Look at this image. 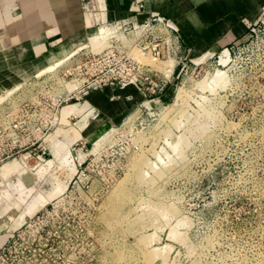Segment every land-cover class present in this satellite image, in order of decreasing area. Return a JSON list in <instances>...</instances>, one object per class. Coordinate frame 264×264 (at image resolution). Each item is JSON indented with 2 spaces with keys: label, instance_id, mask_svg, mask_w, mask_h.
<instances>
[{
  "label": "rangeland",
  "instance_id": "374dc122",
  "mask_svg": "<svg viewBox=\"0 0 264 264\" xmlns=\"http://www.w3.org/2000/svg\"><path fill=\"white\" fill-rule=\"evenodd\" d=\"M254 9L243 43L184 67L135 51L167 77L162 95L115 120H63L43 161L0 166L1 204L19 180L31 191L11 216L0 210V264H264V0ZM100 28L54 72L78 77L84 54L107 45L95 38L115 33Z\"/></svg>",
  "mask_w": 264,
  "mask_h": 264
},
{
  "label": "crops",
  "instance_id": "0c3cea01",
  "mask_svg": "<svg viewBox=\"0 0 264 264\" xmlns=\"http://www.w3.org/2000/svg\"><path fill=\"white\" fill-rule=\"evenodd\" d=\"M255 7L256 0H0V102L5 90L32 81L85 47L99 27L109 31L114 29L110 26L144 23L163 15L180 36L181 57L192 61L243 43ZM140 97L132 86L91 92L82 102L66 106L62 121L115 120L134 109ZM73 105L80 106L78 116L65 114ZM64 135L58 136L57 148L66 144ZM20 167L12 162L4 175L10 178ZM15 188L3 191L0 210L5 208L6 216L26 203L31 192L20 180ZM35 204L32 201L30 207ZM8 238L5 235L2 247Z\"/></svg>",
  "mask_w": 264,
  "mask_h": 264
},
{
  "label": "built area",
  "instance_id": "2783aa9c",
  "mask_svg": "<svg viewBox=\"0 0 264 264\" xmlns=\"http://www.w3.org/2000/svg\"><path fill=\"white\" fill-rule=\"evenodd\" d=\"M111 27L115 33L108 39L106 47L84 54L78 77L71 78L72 73H55L56 65L32 81L4 91L0 102V166L22 156L34 155L43 161L47 139L63 126L64 108L73 100L82 102L91 92L105 91L117 85L132 86L145 98L162 95L168 86L167 77L141 62L135 51L155 60H173L182 67L186 65L187 60L181 57L180 36L165 16L156 15L144 23ZM46 74H49L46 83L40 85V79ZM26 90L32 95L29 101L12 100ZM38 148L39 154H35Z\"/></svg>",
  "mask_w": 264,
  "mask_h": 264
},
{
  "label": "bare ground",
  "instance_id": "6f19581e",
  "mask_svg": "<svg viewBox=\"0 0 264 264\" xmlns=\"http://www.w3.org/2000/svg\"><path fill=\"white\" fill-rule=\"evenodd\" d=\"M95 40H97V41H106V40H108V37L107 36H103V37H97V38H95ZM139 56V54H136V57H138ZM140 59V58H139ZM141 60V59H140ZM170 64H171V62H170ZM172 65V64H171ZM165 66V65H164ZM162 70H163V68H162ZM69 112V111H68ZM68 112H66V114L68 113ZM68 115V114H67ZM62 133H63V131H62ZM59 135H62V134H60L59 133ZM21 172L22 171H19V173L16 175V176H14L16 179H20L21 177ZM13 178V177H12ZM22 179V178H21ZM34 179H35V177H34ZM0 181H2L3 183L5 182L4 180H3V178H2V176H0ZM7 183H9V182H7ZM33 185H34V183H33ZM32 185V186H33ZM25 202V201H24ZM23 202V204H22V206H24V205H26L25 203ZM18 214V213H17ZM17 215H15V217H16ZM15 217L11 220V221H13L14 219H15ZM10 221V222H11Z\"/></svg>",
  "mask_w": 264,
  "mask_h": 264
},
{
  "label": "water",
  "instance_id": "95a60500",
  "mask_svg": "<svg viewBox=\"0 0 264 264\" xmlns=\"http://www.w3.org/2000/svg\"><path fill=\"white\" fill-rule=\"evenodd\" d=\"M22 179L24 180L27 186H32L34 183V177L30 172L23 173Z\"/></svg>",
  "mask_w": 264,
  "mask_h": 264
}]
</instances>
